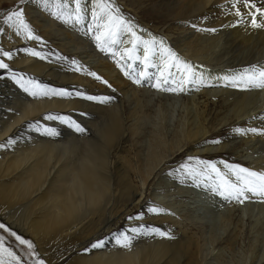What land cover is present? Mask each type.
Here are the masks:
<instances>
[{"label":"bare ground","instance_id":"obj_1","mask_svg":"<svg viewBox=\"0 0 264 264\" xmlns=\"http://www.w3.org/2000/svg\"><path fill=\"white\" fill-rule=\"evenodd\" d=\"M121 1L131 6L140 19L149 25L181 21L184 23L181 29L185 23L195 29H216L215 32L207 31L198 35L192 41L179 37L173 42L183 59L187 57L194 64L196 62L199 65L201 62L218 68L216 73H208L216 78L205 80L204 86L196 85L195 92L198 91L204 97H222L231 119L249 117V128L264 129V110H261L264 106V89L241 90L224 86L220 79L232 71L235 73L249 65L260 64L264 59V28L253 29L250 17H237L236 9L232 7L233 0H148L149 8H142L141 0ZM255 2L257 6L264 4V0ZM238 8L242 13L249 11L242 3L238 4ZM23 9L26 21L31 20L35 25L39 21L35 18L39 16L41 27L45 29L44 34L52 33L60 37L58 39L63 43L60 42L59 47L62 50L74 53L84 47L83 42L73 40L71 34L61 31V28L48 20L46 14L35 7L34 3L27 2ZM150 27L157 29L154 25ZM6 47L9 46L6 44ZM138 50L143 52V46ZM89 59L90 56L82 57L84 64L90 67L94 61ZM21 63H25V68L36 77L37 74L47 78L50 75L46 74V66L32 61L30 56H22ZM93 65V70L108 81V85H112L119 96L102 94L115 97L111 104L104 105L84 98L87 95L100 96L98 92L93 94L91 89L89 93H83L73 88L69 91L71 95L65 97L71 99L68 102L51 101V108L60 112L70 109L75 118L81 117L77 110L94 109L97 112L96 119L86 123L87 132L92 130L93 133L87 135L85 132L77 136L71 134L69 140L61 139L57 146L36 147L28 152L19 149L3 165L0 164V221L18 234L30 238L45 264H199L202 249L196 235L183 228L181 221L166 215V212L147 213L146 209L150 205H158L152 201L142 206V197L138 195H143L142 189L155 174L154 170L170 158H177L180 155L178 152L184 147L193 157H210L226 149L225 145L210 147L209 141H206V136L217 126H207L204 108H197L199 112L195 113L186 110V121L182 122L179 131L172 133L168 125L152 122L148 107L152 98L148 99L147 94L154 90L151 87L154 81L143 82L144 89L140 92L132 86V80L109 61L97 59ZM78 81L83 79L78 78ZM96 87L95 91H101L103 86ZM77 92L83 95L78 96ZM195 97L194 94L190 99L194 100ZM33 107L28 106L17 118H8L10 121L6 118L0 129V139L11 133L16 124L29 119L38 109L41 111L40 105ZM153 118L155 120L156 117ZM224 118L215 119L217 125L225 123ZM247 135L248 142L245 144L252 147L249 157L255 163L253 155L264 153V144L256 146L254 140L264 135ZM133 202L135 204L131 206ZM133 210L144 213L143 223L169 231L174 239L139 236L131 246L135 248L124 249L115 245L112 234L120 229L121 224L123 230L138 226L136 221L128 219ZM235 235L227 238L226 242H235ZM100 239L106 240L104 249L85 251L91 243Z\"/></svg>","mask_w":264,"mask_h":264},{"label":"rangeland","instance_id":"obj_2","mask_svg":"<svg viewBox=\"0 0 264 264\" xmlns=\"http://www.w3.org/2000/svg\"><path fill=\"white\" fill-rule=\"evenodd\" d=\"M29 1L30 3H34L35 7H38L39 10L46 14L48 20L57 25L56 27L61 28V31L65 33L67 32L66 34H71L73 40L78 39L80 43L83 42L82 44L84 45V47L80 48L74 53H68L64 49L62 50L61 47H59L61 44L60 42L63 43V41L58 39L60 37L52 33L44 34L45 29L43 30V28L41 27V18L39 16H37L38 18H35L36 21L39 20L35 25H33V22L31 20L26 21L27 23H29L33 34L40 37L39 40L28 41V39H25L23 36L16 35L14 27H6V24L5 26H2V24L4 23V17L9 12L23 8L24 5ZM53 2L54 0H50V3ZM61 2H63V0H61ZM102 2L112 3L115 7H118L125 20L131 21L134 25H136L134 31H136L137 35L141 36V38L144 37L145 40L150 39L151 37L148 34L150 33L157 39H163L167 46L170 47L174 52H176L181 59L183 58L182 55L179 54V49L173 45L174 40L179 37H185L186 39H191L192 41L196 36L202 35L207 32L198 30V27H196V29L191 28V25H189L188 23H185V26H183L184 28L181 29V25H184V23L181 21H167L160 24H151L152 26L154 25L157 28L156 30H154L150 27L151 25H149L147 21H142L140 19L139 15L135 13L131 6H126L123 1L102 0ZM93 3L94 0H82V4L87 6L85 21L83 24L76 25L75 23H65L63 20L55 18L50 14L51 9L42 7L41 4L38 3V0H23V2L22 0H2L0 2V29H3V31L0 32V49L11 52L12 54V57L9 60H7V57L0 56V59L4 60V62L9 66L8 69H0V129L2 128L6 118L7 120H9L8 118H17L27 109L28 106H34L32 109L38 107V105H40L41 107V111L40 109H38L37 113H34L29 119H24L23 121L18 123L19 125L16 124L15 129L11 133L0 139V145H4L3 147H0V164L3 165L4 162L8 158L12 157L14 153H16V151L19 149H23L24 152H28L29 149H34L36 147L57 146L61 139L69 140L71 134L76 136L77 134H81L76 132L68 124L62 123L59 120H45L44 117L46 115L52 114L68 116L72 120L79 123L81 127H84L86 129L87 135H91L93 131L90 130L87 132L88 125L86 123L96 119L97 113L94 109L83 111L76 109L81 117L75 118L74 112H70V109H67L64 112L57 111L50 107L51 101L55 100L66 103L71 99L65 98L67 96L62 97L55 95L33 96L29 92L25 91L24 88H22L19 84L16 83L15 80L12 79V73L17 74L18 78L23 77L25 81H35L37 84L47 89L64 90L69 92L73 88H77L83 93H89V91H91L92 89L93 94H96L98 92L99 94H101L100 96L105 93L119 96V93L116 92L115 88L112 85L111 87H109L108 84L106 86V84L101 82L102 80H104L101 76V80H96L95 77L88 75V72H95L93 70V67L95 66L93 65V63L97 59L107 60L112 65H114L117 70L121 71L116 63V59L118 58H113L111 53L100 51L96 47V42L92 38V34H87V26L91 22V9ZM141 4L142 8H149L150 6L148 0H141ZM68 9L74 11V0H68ZM29 17L30 16H27V18ZM122 39L125 41V43L118 47H131V44L127 45V40L131 39L130 34L127 35V33H125L122 36ZM18 40L20 42H18ZM6 44L9 47H6ZM25 49H34L35 51L40 52L44 58L42 59L41 57L31 56L30 54H27L28 52H26ZM137 51V54L142 56L143 52L139 50ZM24 55H27V57L30 56L32 61L41 63L43 67L46 66L45 71L47 75L50 74L49 77H43L42 74H37L38 76L36 77L34 74H32V72H29V69L25 68V63L20 64L22 56ZM84 56H90L91 59L89 60L94 61L91 62L90 67L84 64V60L82 61V57ZM184 58L185 59L183 60L193 64L197 72L203 73L205 80H213L216 78V76H209L208 73H216L215 70L218 69L217 67H211L205 64H201V62H199V65L196 62L194 64V62H190L189 60H187V57ZM73 60L77 62L76 65H73L71 63ZM263 62L264 59L258 65H264ZM121 63L123 64L125 63V61H121ZM127 63H131V61H127ZM42 66L40 65V67ZM47 66L50 68H48ZM77 67H80L82 70L76 71ZM134 67L137 69V71L142 70V66L139 65L138 62L136 65H134ZM83 69H87V71H84ZM156 71L157 70L155 68H149V72L153 74H156ZM233 72L234 71H232V73ZM33 77H35V79H32ZM78 78H82L83 81L79 82ZM88 81L91 83H89ZM90 85H93L95 87H90ZM96 85L103 86L101 91H95V89L97 88ZM132 86L140 90V92H142L144 89L143 84L137 85L133 83ZM196 88L197 86H189L185 89V91L180 93L163 92L156 89L149 91L147 97L148 99H152L148 103L149 105H147L150 108L152 122L155 124L159 123L168 125V130L173 133L176 130L179 131L182 127V122L184 123V121H186V110L195 113L196 111H198L197 108H204V116H206L205 119H208L205 120V124L209 127L217 126V130L215 128V130L212 129V131L209 132L210 134L206 136V141H209L210 147H214L215 145H225L226 149L224 148L221 153L214 156L207 157L208 155H203L195 158L214 162L222 171H225L223 163H221L222 161L229 164H238L255 171H264V166H262V164H264V153L259 152L258 155H253L256 162H252V159L249 157V154L252 151V147H248V145L245 144V142H248L247 133L239 135L234 132V128L238 127L248 129L250 127L249 123H247V119H249V117H242L243 119L240 118V120L234 118L231 119L229 117V114L227 113L228 108H226V104L223 102L222 97L218 95L216 97H204L203 95H199L198 91L195 92ZM148 90H151V88H148ZM194 94L196 95L195 99H190V97H192V95ZM220 98L222 100H220ZM218 108L221 109V111ZM262 109L264 110V106L261 108V110ZM81 112L84 115L81 114ZM183 112L185 115L183 114ZM224 113L226 115H223ZM153 116L157 119L155 118L154 120ZM221 116L226 117L223 119V122L225 121V123H223L222 125H217V120L218 118L221 119ZM181 119L183 120L181 121ZM185 124H183V126ZM30 125L36 126L31 127ZM45 127L55 129L58 135L50 136L45 134L43 132V129ZM9 140H12L13 143L8 144ZM212 141H219V143H212ZM254 143L256 146H258L259 144H264V137H256ZM178 154L180 155L177 158L173 159V157L170 158V156V159L165 161V164L163 162L154 170L153 173L155 174L150 177V181L147 183V185L144 186V189H142L143 195H138L139 198L142 197V206L143 204L151 203L152 201L155 202L159 207H164V209L166 210V215L170 216L174 220L181 221L183 228L196 235V237L200 240L202 249L199 256V264H264V202H262L261 198L253 197L249 200H246L242 204L236 201H228L218 195L213 194L210 190L206 189L202 185L197 187L194 181L190 178L169 175V173L177 169L180 164L186 162L188 157H193L190 156L188 151L186 152V147L181 149L180 153L178 152ZM207 182L208 181H205V183ZM154 197H158V199L155 200L153 199ZM133 204H135V202H133L131 206ZM138 213L140 212L133 210L128 218L132 215L135 216ZM228 219L229 221H227ZM136 222L139 226L140 221ZM0 223L2 222L0 221ZM224 223L227 224V226H225ZM120 226V229H118L116 232L124 231L122 229L123 224H121ZM233 234H236L235 242H233L232 240L231 242H226L227 238L229 239L233 237ZM0 235H4L6 237V243L11 244L13 250L22 257V264H35L36 260H42L39 257L34 244L35 257L29 254L26 246L19 245V243L15 241L14 237H9L8 234L4 233L2 229H0ZM18 235H20L24 239L31 241V239L28 237L22 236L21 234ZM135 247L136 246L131 248ZM69 260L70 258L67 261Z\"/></svg>","mask_w":264,"mask_h":264},{"label":"snow or ice","instance_id":"obj_3","mask_svg":"<svg viewBox=\"0 0 264 264\" xmlns=\"http://www.w3.org/2000/svg\"><path fill=\"white\" fill-rule=\"evenodd\" d=\"M38 3L44 8L51 9L50 14L57 19L63 20L65 23L80 25L85 21L87 6L82 4V0H74V11L68 9V0H63V2L61 0H54L53 3H50V0H38ZM240 3L243 4L244 8L249 9V11L242 13L238 8V4ZM232 7L236 9L235 15L237 17H241V19L244 16L250 17V26L253 29L264 28V4L257 6L255 0H233ZM3 22L9 27H14L18 36H23L28 40L40 39L39 36L33 34L29 23L26 22L23 8L9 12L4 17ZM135 27L136 25L131 21L125 20L124 16L120 13V9L112 3L94 0L91 9V22L87 26V34H92L96 47L100 51L111 53L113 58H118L116 59L117 66L124 73L125 77L137 85H141L145 81H154L151 83V87L163 92L180 93L185 91L189 86L205 85L206 81L203 73L197 72L191 63L181 59L176 52L167 46L163 39H157L151 34H149L150 39H142L134 31ZM198 30L216 31V29ZM2 31L3 29H0V32ZM125 33L131 36V39L127 41V43L131 44V47H118L125 43L122 39ZM141 45L143 46L142 56L137 54V50ZM25 51L31 56L44 58L40 52L34 49H25ZM0 56L11 59L12 54L0 49ZM121 61H125V63L122 64ZM127 61H131V63H127ZM137 62L142 66V70L140 71H137L134 67ZM71 63L73 65L77 64L75 60ZM8 67V64L0 59V69H8ZM149 68H155L157 70L156 74L149 72ZM81 70L80 67L76 68V71ZM83 70L87 71V69ZM88 75L95 77L96 80H101V77L95 72H88ZM12 79L33 96L71 95V93L64 90L43 88L32 80L25 81L23 77L18 78L15 73H12ZM220 79L224 82V86L240 88L241 90L264 89V65L252 64L239 72L226 74L220 77ZM101 82L106 85L108 84L106 80H102ZM76 95L81 96L83 93L77 92ZM84 98L104 105L111 104L115 99L113 96L92 95L84 96ZM44 119L59 120L62 123L68 124L78 133L84 134L86 132L84 127H81L79 123L68 116L49 114ZM30 126L35 127L36 125ZM43 132L50 136L58 135L57 131L53 128L45 127ZM234 132L238 134L253 133L264 135V129L254 127L249 129L238 127L234 129ZM11 143L13 141L9 140L8 144ZM212 143H219V141H212ZM3 146L0 145V147ZM221 163H223L225 171L217 167V164L214 162L188 157L186 162L180 164L169 175L190 178L197 187L202 185L213 194L228 201H236L242 204L246 200L258 197L264 202V171H255L238 164H229L223 161ZM205 181L208 182L205 183ZM146 211L151 214L166 212L164 208L154 205H150ZM143 216L144 213L141 212L128 218L129 220L140 221L139 226L129 227L124 231L112 234L115 245L124 249H130L134 240L139 236H158L165 239H174L169 231H163L158 227L143 223ZM0 229L4 233H7L9 237H14L19 245L26 246L29 254L35 257L34 245L31 241L22 238L3 223H0ZM105 245L106 240L100 239L91 243L90 248H86L85 251L93 249L101 250L105 248ZM0 264H22V257L13 250L11 244L6 243L4 235H0ZM35 264H45V262L43 260H36Z\"/></svg>","mask_w":264,"mask_h":264}]
</instances>
